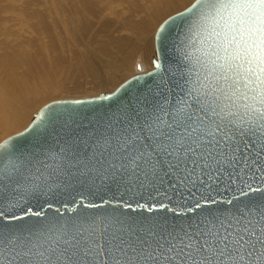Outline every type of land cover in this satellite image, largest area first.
Instances as JSON below:
<instances>
[{"label":"snow or ice","instance_id":"1","mask_svg":"<svg viewBox=\"0 0 264 264\" xmlns=\"http://www.w3.org/2000/svg\"><path fill=\"white\" fill-rule=\"evenodd\" d=\"M169 25H186L179 41L186 71L173 83L154 60L160 91L119 110L90 162L141 187L167 184L157 189L163 200L135 208L170 212L175 221L113 212L0 230V264H264V0H194L164 21L158 38ZM46 123L37 117L25 133L36 139ZM18 151L19 141L0 143V179L19 170ZM29 215L44 213L10 219ZM0 219L9 217L0 210Z\"/></svg>","mask_w":264,"mask_h":264},{"label":"bare ground","instance_id":"2","mask_svg":"<svg viewBox=\"0 0 264 264\" xmlns=\"http://www.w3.org/2000/svg\"><path fill=\"white\" fill-rule=\"evenodd\" d=\"M189 1L0 0V133L57 93L85 91L86 81L105 93L138 65L153 69V29Z\"/></svg>","mask_w":264,"mask_h":264},{"label":"water","instance_id":"3","mask_svg":"<svg viewBox=\"0 0 264 264\" xmlns=\"http://www.w3.org/2000/svg\"><path fill=\"white\" fill-rule=\"evenodd\" d=\"M160 26L154 37L156 56L164 65L163 71L167 73L165 79L174 83L180 79L181 72L186 71L179 44L186 25L177 28L169 25L171 30L165 32V39L157 36ZM137 68L142 69L140 65ZM159 83L160 75L155 73L154 68L127 79L117 88L118 93L115 89L112 93L85 99L49 102L26 127H30L37 117H46L47 123L38 138L34 139L30 133H25V128L2 141H19L16 155L20 157L21 166L11 176L6 175L0 179V210L9 217L0 219V226H3L0 230L19 232L27 228L39 229L48 221L63 222L78 216L113 212L117 215L123 213L129 220L166 217L169 225L173 223L175 218L170 212L149 213L146 209L135 208L137 203L153 204L163 200L157 194V189L163 193L167 184L141 187L138 181L128 175H105L98 172L90 162L94 154L98 158L97 138L111 133L109 123H115L119 110L140 107L138 98L142 100L145 96L151 97L158 93ZM173 91L178 93L180 90L176 88ZM113 93L117 94L111 101L99 99L102 95ZM169 98L174 102L176 96L171 95ZM76 100L90 103L76 104ZM88 203L102 204L103 207L89 209L85 207ZM121 203H130L133 209L118 207ZM211 207L216 209L215 205ZM27 209L43 212L44 215H29L23 220L10 219L13 215L23 216Z\"/></svg>","mask_w":264,"mask_h":264},{"label":"rangeland","instance_id":"4","mask_svg":"<svg viewBox=\"0 0 264 264\" xmlns=\"http://www.w3.org/2000/svg\"><path fill=\"white\" fill-rule=\"evenodd\" d=\"M194 2V0H190L189 1V3L187 4V6H185V8H187L188 6H190L192 3ZM185 8H183V9H181L180 11H182V10H184ZM178 12V11H177ZM176 12V13H177ZM173 14H175V13H172V14H170V16L171 15H173ZM169 17V15L168 16H166V17H164V18H162L158 23V25H156V27H155V29H153V32H152V34H151V38L153 37V40H154V37H155V33H156V31H157V29H158V27L162 24V22L165 20V19H167ZM108 18H113V16H108L107 18H105V19H108ZM103 22V21H102ZM101 22V23H102ZM100 28V27H99ZM98 28V29H99ZM155 45V44H154ZM155 47V46H154ZM156 54V53H155ZM154 69V68H153ZM150 70H152L151 68L149 69V70H147V71H150ZM139 71V72H138ZM143 71V70H142ZM141 70H136L135 72H134V74H129V75H127V78H126V76L124 77V78H122V79H119V80H117V82H116V84H113L112 86H111V88L109 89V91L107 90V92H105V93H100V94H97L99 91H94V93H93V91H90V89L93 87V84H90V82L89 81H86V84H85V86L87 85L88 86V84L89 85H91V86H88V89H86L85 91H78L77 93H75V95H70V94H65V93H57L56 94V97H55V99H51V100H49L50 102H52V101H55V100H66V99H76V98H90V97H95V96H99V95H101V94H109V93H112L115 89H117L123 82H125L127 79H129V78H131L132 76H135V75H137V74H140V73H144V72H142ZM130 76V77H129ZM126 78V79H125ZM121 80V81H120ZM84 83H85V81H83ZM87 86H86V88H87ZM88 90L90 91V92H92V93H89L88 92ZM92 90H93V88H92ZM111 91V92H110ZM81 94H84V95H82V96H80V97H75V96H79V95H81ZM85 94H88V95H85ZM68 96V97H67ZM72 96L73 97H75V98H72ZM67 97V98H66ZM71 97V98H70ZM49 101L48 102H44V103H41L39 106H37L36 107V109L34 108V110L29 114V116H28V118H27V123H25V125L24 126H20V127H18L15 131H13V132H11V133H6V135L4 134V133H0V143L2 142V141H4L6 138H8V137H10V136H12V135H14V134H17V133H19V132H21V131H23L30 123H31V121L34 119V117H35V115H36V113H38L39 112V110L41 109V107H43L44 105H46L47 103H49ZM35 111V112H34ZM37 111V112H36ZM24 128V129H23Z\"/></svg>","mask_w":264,"mask_h":264}]
</instances>
